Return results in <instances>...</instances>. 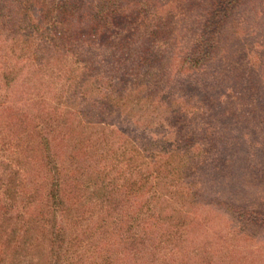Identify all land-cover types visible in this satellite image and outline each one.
Listing matches in <instances>:
<instances>
[{"label": "trees", "instance_id": "16d2710c", "mask_svg": "<svg viewBox=\"0 0 264 264\" xmlns=\"http://www.w3.org/2000/svg\"><path fill=\"white\" fill-rule=\"evenodd\" d=\"M247 1L54 0L44 9L0 0V264L229 263L233 226L221 245L204 224L211 240L187 231L199 218L184 176L210 146L246 161L264 140V78L241 127L226 109L215 114L234 76L220 74L218 88L210 77L205 90L194 81L221 60ZM261 2L252 14L264 28ZM253 41L249 68L263 73L264 40ZM158 114L171 122L157 135L147 127ZM225 120L228 134H250L226 143ZM218 207L225 219L264 227L258 209Z\"/></svg>", "mask_w": 264, "mask_h": 264}, {"label": "rangeland", "instance_id": "374dc122", "mask_svg": "<svg viewBox=\"0 0 264 264\" xmlns=\"http://www.w3.org/2000/svg\"><path fill=\"white\" fill-rule=\"evenodd\" d=\"M35 1L40 7L47 9L54 0ZM261 5V0H251L237 7L233 17L238 22V29L233 26V23H230L227 27L228 31L225 37L224 51L220 53L222 55L220 56L221 60L214 59L215 62L213 60L211 62H214L212 65L210 63L208 68L199 72L194 77L195 79L193 78L201 86V82L212 77L216 81H213L214 85L218 88V76L220 74H224L226 80L234 76L231 81H228L232 89L230 87V89L228 88L229 91L226 92L227 88L221 86V88L223 87L222 91L217 92L221 100L220 103L214 104L218 108L215 114L218 116L221 109H226L230 119L234 124L239 123L240 127L244 117H250L253 111L251 104L256 95L253 88L255 84L260 85L261 80L259 76L264 78V72L262 73L261 70L256 73L250 70L249 62L251 63V60H249L250 58L247 60L250 55L257 51V47L253 45V40H257V42L264 40V28H262L260 20L252 14L254 11H256V14H259L257 12ZM254 24L256 28L253 27ZM248 26L254 28V33L250 34L251 29ZM41 29L47 33L49 25H44ZM237 75H239L238 78H236ZM210 85L211 83L206 84L207 93L211 89L209 88ZM237 86H240V88L235 90ZM199 88L201 89L203 87L201 86ZM249 90H251L250 96L245 97ZM191 94H195L194 100L199 101L200 106L205 108V103L210 104L211 107L213 106V102L207 97V94V98L201 97L195 91L193 93L190 91L189 95ZM164 117L161 114H158L156 117L153 115L147 127L148 131H155L158 135L160 130L168 126L171 122L170 116H168L165 117L168 123H162L166 121L163 119ZM174 122L175 120H172V123ZM153 123L155 126L163 125L159 126L158 129H152ZM227 128L229 127L225 120L223 132L225 131L226 134H228L230 129ZM131 133L135 136L139 135V132L136 130H131ZM247 133L250 134L244 128H233V131L227 135L228 140L226 143H239V141L245 139L248 135ZM224 136L221 138L223 139ZM174 142H178L183 149L184 142L181 139L174 140ZM258 147L255 151V157L245 161L242 156L237 157L238 150L233 152L230 148L224 151L217 145H215V149L210 146V148L205 150L204 156L194 158L196 163L192 169L185 171L184 182L190 183L189 188L196 193V202L194 204H196L197 214L195 217L199 218L198 220L193 219L188 222L185 227H187L190 235H194L193 237L195 239L203 237L205 240H211V233L207 231L202 232L199 229L204 224L217 237H220L219 242L221 245L223 240L230 238L231 231H229V227L233 226V232L236 238L230 239L229 242H231V245L224 254L227 257L225 260L229 262L228 264H264V227L260 228L257 226L255 228L249 226L248 223L235 220L227 215L226 220L224 215L219 213L220 209L218 207V203L221 200L226 202L230 200L264 212V140L259 142ZM221 154L224 157L222 161L225 165H222L221 160H218V156ZM188 174L189 176H186ZM191 180H196V183H191ZM202 206L204 207L202 208ZM209 207L216 208L218 212H210ZM191 210L194 212V208ZM220 245L215 247L219 248Z\"/></svg>", "mask_w": 264, "mask_h": 264}]
</instances>
